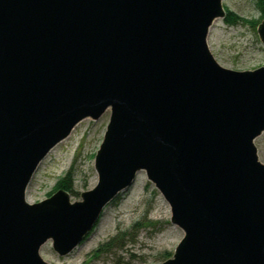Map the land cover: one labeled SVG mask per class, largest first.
<instances>
[{"label":"water","instance_id":"water-1","mask_svg":"<svg viewBox=\"0 0 264 264\" xmlns=\"http://www.w3.org/2000/svg\"><path fill=\"white\" fill-rule=\"evenodd\" d=\"M221 0H0V264L70 253L145 170L185 231L159 264H264V66H222ZM264 41V21L259 26ZM112 110L99 182L26 199L44 157Z\"/></svg>","mask_w":264,"mask_h":264},{"label":"rangeland","instance_id":"rangeland-1","mask_svg":"<svg viewBox=\"0 0 264 264\" xmlns=\"http://www.w3.org/2000/svg\"><path fill=\"white\" fill-rule=\"evenodd\" d=\"M224 14L216 18L207 36L211 53L224 67L249 71L264 66V41L259 26L264 21L261 0H221ZM227 10L243 21L228 24ZM112 110L100 118H85L40 162L26 190V199L37 203L54 195L58 182L69 177L70 201H82V192L99 182L98 152L111 121ZM258 158L264 163V131L254 140ZM172 207L145 170L102 211L94 228L66 255L54 241L40 249L48 264H159L176 253L185 231L172 220Z\"/></svg>","mask_w":264,"mask_h":264},{"label":"trees","instance_id":"trees-1","mask_svg":"<svg viewBox=\"0 0 264 264\" xmlns=\"http://www.w3.org/2000/svg\"><path fill=\"white\" fill-rule=\"evenodd\" d=\"M261 4L263 6V11H264V0H261ZM225 21L228 24H235L239 21H243V19L239 16H237L233 11L227 10L225 16ZM57 188L59 189H64L66 191H71L72 189V181L69 177H64L62 178L58 184H57Z\"/></svg>","mask_w":264,"mask_h":264},{"label":"bare ground","instance_id":"bare-ground-1","mask_svg":"<svg viewBox=\"0 0 264 264\" xmlns=\"http://www.w3.org/2000/svg\"><path fill=\"white\" fill-rule=\"evenodd\" d=\"M28 199H29V197H28ZM28 199H27V201H28Z\"/></svg>","mask_w":264,"mask_h":264}]
</instances>
